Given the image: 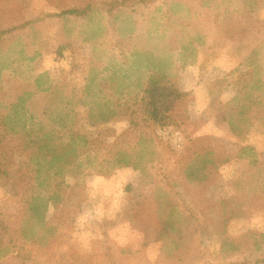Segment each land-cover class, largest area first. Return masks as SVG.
I'll return each instance as SVG.
<instances>
[{"label": "rangeland", "instance_id": "rangeland-1", "mask_svg": "<svg viewBox=\"0 0 264 264\" xmlns=\"http://www.w3.org/2000/svg\"><path fill=\"white\" fill-rule=\"evenodd\" d=\"M81 1L0 0V93L32 91L41 72L54 82L83 88L92 64L108 67L109 76L118 71L120 79L122 53L127 57L133 43L157 35L166 38L174 57L183 111L174 125L153 130L159 163L152 170L155 182L146 186L137 172L116 163L118 155L133 152L144 131L113 119L116 91L106 87L97 99H86L95 113L91 122L88 105L86 110L67 108L72 95L51 97L39 112L70 110L73 132L87 146L44 171L41 179L49 187L34 181V193L48 199L54 192L68 203L54 207L47 202L39 231L47 241L24 243L13 219L21 205L15 194L22 178L0 177V213L8 226L0 249L14 252V259L29 252L24 264H229L264 258V96L251 91L258 77L245 62L254 48L264 55V0H158L148 7L138 3L133 11L118 9L112 21L95 10L83 18H46L27 25L39 16L37 10L58 14ZM174 13L181 17L179 27L168 30ZM190 38L195 42L182 65L178 40ZM65 43L74 46L59 52ZM261 69L264 81V64ZM129 75L124 83L140 90L133 70ZM239 105L247 107L243 115ZM6 106L2 102L0 111ZM101 113L111 117L109 122H102ZM192 139L214 152L217 168L198 185L176 186L183 183L182 168L171 167L168 159L171 153L180 155ZM27 144L19 140L12 156L35 177L29 160L34 147ZM14 259L7 264H16Z\"/></svg>", "mask_w": 264, "mask_h": 264}, {"label": "trees", "instance_id": "trees-1", "mask_svg": "<svg viewBox=\"0 0 264 264\" xmlns=\"http://www.w3.org/2000/svg\"><path fill=\"white\" fill-rule=\"evenodd\" d=\"M157 1L138 0L134 3L132 0H110L101 4L93 0H82L58 14L37 10L39 16L29 19L28 24H26L29 26L30 22L37 23L46 20V18L64 16L83 18L95 10L104 13L107 16L106 18L112 21L115 17L114 12L118 9L133 11L138 3L148 7L156 4ZM244 1L248 2V0ZM179 21H181V17H178L177 13L171 15L166 23L168 30L173 26L179 27ZM12 30L17 31L16 28H11ZM12 32H9V34ZM198 37L201 39L200 43H202L203 38ZM166 41L165 37L145 35L133 43L127 57L125 53H122V65L125 68L119 72L123 74L120 79L117 75L118 71H112L109 76L108 67L92 64L87 77L84 79L83 88L82 85L66 83L65 80L54 82L50 79L48 73L41 72L34 80L32 91H26L21 95H13L11 91L0 93V104L2 102L7 103L6 109L0 111V177L12 182H18V176L22 178L15 194V198L19 200L21 205L16 212L18 216H14L13 219L16 218L15 224L18 225V232L24 243L39 244L47 241L48 238L45 235H40L39 232L43 231V222L48 211L47 202L51 201L54 207L62 202L63 204L68 203L54 192L49 193L48 199L36 196L34 181H36L37 186L39 185V187H44L47 190L49 185L46 183V179H41L43 172H49L50 167L54 166L57 160L66 163L69 157L75 158L76 148L83 149L87 146L85 138L73 132L72 121L69 118L70 110L66 109L65 113H49L42 108L39 112V107H46L50 98L57 94L72 95L69 101L66 100L67 108L70 105H77L78 109L82 107L86 110L88 105L85 114L91 122L95 113L92 106L87 104L86 99H97L106 87H109L110 91H116L113 119L126 120L131 126H141L144 129L137 138L133 152L118 155L120 158L116 160V163L123 168L137 172L143 185L147 186L155 182L152 170L159 163V153L153 139V130L156 127L174 125L183 111L184 94L179 89L178 70ZM192 41L195 42L193 38L178 40L180 45L178 61L182 65L187 64L185 53L191 48ZM73 46V43H65L59 47V52L73 48ZM262 49L264 50V47ZM250 55L245 61L246 65L251 68L252 76L258 77L252 81L251 91L255 93L260 90L264 96V81L260 80L263 76L261 75V66L264 64L263 51L260 47L254 48ZM130 70H133L137 79L140 88L138 91H132L130 84L124 83V79L130 80L131 78V75H129ZM141 80L143 82H139ZM80 93L83 97H78L77 94ZM122 97H125L126 101H122ZM250 104L254 105L255 101L250 99ZM239 109L240 115H243L246 113L247 107L239 105ZM73 114L77 113H71V115ZM100 116L104 123L109 122L111 118H106L103 113ZM228 125L232 128V124L228 123ZM242 125L244 126L243 130H248L249 120H245ZM19 140L23 142L28 140L27 146L32 145L34 147L33 150L29 151V160L33 164L35 177L30 172L27 173L22 169L19 157L12 156L14 147ZM214 158V152L211 149H204L196 139L190 140L180 155L171 153L168 164L171 167L182 168L180 179L183 178V183L177 181L176 186H184V184L195 186L206 181L212 171L217 168ZM44 164L46 169H44ZM23 190L28 193L27 196L23 195ZM6 222L5 215L0 213V239L4 233L8 232ZM13 257L14 252L11 250L7 248L0 249V264L9 263L10 259H14ZM29 258L30 253L27 252L25 257L21 258L18 255L14 260H17L16 264H24V261H28ZM229 264H264V258Z\"/></svg>", "mask_w": 264, "mask_h": 264}]
</instances>
